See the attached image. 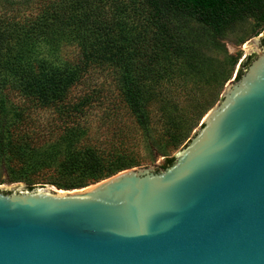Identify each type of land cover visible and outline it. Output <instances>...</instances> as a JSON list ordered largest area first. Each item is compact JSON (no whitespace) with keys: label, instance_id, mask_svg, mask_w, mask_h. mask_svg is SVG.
<instances>
[{"label":"water","instance_id":"1","mask_svg":"<svg viewBox=\"0 0 264 264\" xmlns=\"http://www.w3.org/2000/svg\"><path fill=\"white\" fill-rule=\"evenodd\" d=\"M263 38L172 166L0 187V264H264Z\"/></svg>","mask_w":264,"mask_h":264},{"label":"trees","instance_id":"2","mask_svg":"<svg viewBox=\"0 0 264 264\" xmlns=\"http://www.w3.org/2000/svg\"><path fill=\"white\" fill-rule=\"evenodd\" d=\"M262 1L0 0V160L25 163L59 135V141L70 144L62 169L79 178L56 186L84 188L141 165L129 156L132 139L118 128L119 116L127 111L149 131L158 104L164 125L175 129L170 142L180 145L196 115L171 102L179 93L154 87L174 70L187 76L194 50L192 22L219 39L237 20L259 12ZM104 74L113 75L116 95L91 90L95 75ZM78 87L88 92L73 94ZM98 108L104 112L99 127L116 131L118 144L93 132L91 119ZM45 111L56 113L57 120L42 122ZM174 160L165 157L162 167ZM8 178L27 181L23 175ZM28 184L33 189L45 182Z\"/></svg>","mask_w":264,"mask_h":264},{"label":"rangeland","instance_id":"3","mask_svg":"<svg viewBox=\"0 0 264 264\" xmlns=\"http://www.w3.org/2000/svg\"><path fill=\"white\" fill-rule=\"evenodd\" d=\"M190 27L194 35V50H192V64L189 63L186 66L188 70L187 76H181L178 71L174 70L170 75L166 76V80L158 85L159 87L155 86L154 88H159L168 94L179 93L175 98L170 100L171 102L176 101L179 107L192 113V115H196L195 119H193L195 123L194 128L187 134L186 139L180 145L173 146L170 142V136L174 134L175 129L173 131V127L169 126L168 129V126L164 125V118L161 117V110L158 109L159 104L151 111V126L149 131L137 126L129 112L123 111L119 116L120 122L117 126L120 129L122 127L124 129L123 133L132 139L130 141L132 145L128 147L130 158L141 164L129 169L153 167L159 164L160 166L155 169L158 172L160 170L159 167L164 165L165 157H174L189 144L190 139L196 133L203 118L209 111L222 102L224 87H226L228 82L235 79L238 67H242V75L257 59L252 51L249 52L245 46L264 33V7H261L259 12H254L251 15L243 17L227 27L222 35L219 36V39L215 38L214 33L209 28L205 29L199 23L192 22ZM262 46H264L263 40L260 44V47ZM241 61L243 62L241 63ZM114 82L113 75H95L94 87L91 90H98L100 96H114L117 94ZM88 83H92V80H89ZM86 92H88V89L78 87L73 94L78 96ZM102 92L103 95H101ZM107 103L106 105H102L107 107ZM171 111L173 118L178 121L179 118L174 109H171ZM94 113L91 119L93 132L98 134L102 139L111 138L110 140L113 139L112 142L118 144L116 131L112 130L111 132L110 130L107 132L106 125L99 127L102 125L100 117L104 113L103 108H98ZM40 115L42 122L43 119L51 121L58 118L56 113L52 114L47 111L41 112ZM41 121L39 124L42 123ZM45 122L41 125H46ZM98 127L100 128L99 130H97ZM58 136H55L48 144H41L40 146L43 147L37 149L33 157L25 161V163L24 161H14L11 165H8V163L6 164L0 160V187L16 184L29 187L28 182H45V184H38L37 186L72 192L95 184L93 183L84 188L74 190L60 189L56 186L77 181V178H79V176H76L78 173L71 175L63 171L62 162L68 156L67 149L70 144L59 141L57 139ZM103 143L106 142L104 141ZM11 175H23L27 181L10 182L8 177ZM4 192L6 194L13 193V191Z\"/></svg>","mask_w":264,"mask_h":264},{"label":"bare ground","instance_id":"4","mask_svg":"<svg viewBox=\"0 0 264 264\" xmlns=\"http://www.w3.org/2000/svg\"><path fill=\"white\" fill-rule=\"evenodd\" d=\"M245 47H247V46H245Z\"/></svg>","mask_w":264,"mask_h":264}]
</instances>
